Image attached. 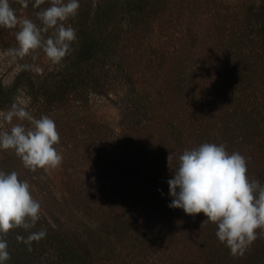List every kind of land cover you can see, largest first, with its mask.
I'll return each instance as SVG.
<instances>
[{
  "label": "rangeland",
  "instance_id": "1",
  "mask_svg": "<svg viewBox=\"0 0 264 264\" xmlns=\"http://www.w3.org/2000/svg\"><path fill=\"white\" fill-rule=\"evenodd\" d=\"M112 1L114 0H79V10L75 17H70L65 22L66 26H72L78 35L82 23L91 27L87 16L97 8L110 14ZM138 1L151 5L156 0ZM34 2L35 0H30L28 7L23 8L20 0H9L11 7L16 10L18 24L11 29L0 27V83L4 88L13 85L25 64L30 65L27 70L37 88L42 83L51 84L60 70V65L53 64L39 49L15 62L7 55L8 49L18 46L16 32L20 30L24 19H30L42 27L36 14L50 7L52 0H44L39 8L33 7ZM260 2L261 0H169L168 5L163 7V15L152 18L149 24L151 26L148 27L131 18L122 21L116 11H111L113 17L110 25L117 19L120 20L118 25L124 28L121 44L113 60L135 80L136 88L150 103V115L145 112L144 117L138 114L132 116L128 85L119 80L112 89H104V93L91 92L84 100L72 94L65 102L46 110L33 102L25 88L12 93L11 100L0 109V113L8 111L16 103L25 107L37 119L42 116L53 119L60 136L59 143L54 147L63 156V160L54 169H37L33 172L24 166L14 151L0 150V171H16L19 179L30 184L33 198L41 204L40 219L35 225L37 230L51 228L61 238L76 244L82 250L90 248L94 253V264H116L110 262L105 251L99 250L96 254L97 250L89 235L92 229L100 230L107 220L122 216V172L126 169V163L130 162L131 166H138L148 175H153L158 166L153 167V157L144 158L148 152L149 155L153 154L160 167L167 166L171 158L176 156L174 146L163 145L160 130L165 124L179 126L184 140L188 141L194 120L197 119L203 127L205 123L215 119L211 117L205 103L200 105L202 107L195 116L194 109L188 108L186 104L179 105L174 101L168 102L166 98L161 99L157 94L158 88L165 86L166 81L163 71L157 67L158 59L162 54L170 55L171 58L185 54L183 59L190 61L192 65L187 74H196V81L201 85L198 91L200 94L205 93L204 97L211 102L208 94L215 85V77L205 81L200 78V72H196L205 60H209L210 66L215 69L213 67L217 53L212 48L219 42L221 27L235 25L246 7L259 5ZM52 32L53 29H49L43 35L47 38ZM76 44L77 39L71 44L70 54L66 57L73 55ZM116 65L111 74L116 75L120 70L115 68ZM107 70L108 67L103 66V74ZM174 73V69L167 67V77ZM13 123L20 121L14 120ZM22 123L26 127L30 126L28 121ZM10 128V124L0 119V131H9ZM101 144L108 145L110 149L106 157V154L102 155L95 150V146ZM141 144H146L148 149H142ZM243 152L247 159V170L251 172V175H246L257 177L263 173L264 152L258 154L249 147ZM150 187L154 191L153 185L150 184ZM169 204L161 195L157 196L156 192L145 194L137 225L154 236L166 234L167 242L159 248L158 254L147 260L136 258L133 264H211L203 247L210 240L211 222L206 220L203 213L187 215L182 209L170 208ZM256 231L259 239L264 241V229ZM113 242L116 253L125 259L126 251L115 239ZM53 252L51 244L41 243L36 252L27 254L25 260H29L30 264H53ZM246 258L247 256H243L240 261L228 260L222 264L247 263ZM13 259L10 256L6 264H15ZM220 262L213 264H221Z\"/></svg>",
  "mask_w": 264,
  "mask_h": 264
},
{
  "label": "trees",
  "instance_id": "2",
  "mask_svg": "<svg viewBox=\"0 0 264 264\" xmlns=\"http://www.w3.org/2000/svg\"><path fill=\"white\" fill-rule=\"evenodd\" d=\"M168 2L169 0H156L153 4L147 5L138 0H114L110 10L113 13L116 11L122 21L131 18L148 27L151 26L149 24L152 18L156 19L163 15V7H166ZM111 11L109 14L102 8H97L94 13L87 16L91 21V27L83 23L80 25L74 53L59 63L60 70L51 84L42 83L37 88L35 80L25 68L11 87L4 88L0 83V109L11 100L12 93L20 88L27 89L33 102L46 110L65 102L72 94L84 100L91 92L104 93V89H112L119 80L128 85L132 116L138 114L144 117L145 112L150 115V103L136 88L135 80L113 60L121 44L124 28L118 25L120 20L117 19L110 25L113 17ZM218 41L212 48L217 53L213 67L215 69H212L209 60H205L196 72H200V78L205 81L215 77V85L210 94L207 93L211 102L204 97L205 93L200 94L198 91L201 85L199 86L196 81V74H187V70L191 69L192 65L190 61L183 59L185 54L181 53L174 58L162 54L158 59L157 67L163 71L166 81L165 86L158 88L157 94L161 99L166 98L168 102L174 101L179 105L186 104L188 108L194 109L195 116L205 103L211 117L215 119L205 123L203 127L199 125L197 119L194 120L188 141L184 140V134L179 126L172 123L165 124L160 130L163 145L174 146L176 156L171 158L167 166L160 167L153 154L149 155L148 152L144 158L153 157V167L158 166L153 175H148L138 166H131L126 160V169L122 172V181H124L122 216L107 220L100 230L92 229L89 235L97 250L96 254L99 250L105 251L110 262L133 264L136 258L147 260L158 254L159 248L167 242L166 234L154 236L147 229L138 226L137 222L145 194L156 192L157 196L161 195L171 203L167 181L178 168L179 156L185 149H193L203 143H216L223 144L229 153L239 152L243 156L244 149L248 147L258 154L264 152V0H261L259 5L246 7L240 13L235 25H223L219 31ZM114 65L116 69H120L117 76L115 73L111 74ZM103 66L108 67L104 74ZM167 67L174 69L173 76L167 77ZM140 146L142 149H148L146 144ZM154 149L158 151L157 148ZM95 150L102 155L106 154L104 157L110 151L106 144L95 146ZM150 165L152 167V163ZM247 173L251 175L249 170ZM249 177L250 181H259L264 185V172L257 177ZM144 184L148 185L144 186ZM150 184L153 185L154 191ZM209 225L212 229L210 240L205 242L203 247L211 264L220 260H225L221 261V264L228 260L240 261L243 256L244 258L247 256L245 260L247 263L240 264H264V241L259 239V234L243 255H233L230 249L218 240L217 228H215L217 225L212 222ZM44 230L47 232L46 237L33 242L31 250L25 243L18 242L16 237L20 235L26 238L30 232L40 231L36 226L29 230L15 228L8 232L5 239L8 241V251L16 261L15 264H24V262L30 264L29 260H25L27 254L36 252L41 243L53 246L54 255L51 257L53 264H94V253L90 248L82 250L76 244L61 238L51 228ZM113 239L126 251L125 259L116 253Z\"/></svg>",
  "mask_w": 264,
  "mask_h": 264
},
{
  "label": "clouds",
  "instance_id": "3",
  "mask_svg": "<svg viewBox=\"0 0 264 264\" xmlns=\"http://www.w3.org/2000/svg\"><path fill=\"white\" fill-rule=\"evenodd\" d=\"M29 2L20 0L23 8ZM43 2L35 0L33 7L39 8ZM79 7V0H52L50 7L36 14L42 27L30 19L23 20L15 37L18 46L8 49L7 55L15 62L39 49L53 64H59L70 54L71 44L77 39L76 29L66 26L65 22L76 16ZM17 24L16 10L9 0H0V27L11 29ZM49 29L53 32L45 38L43 33ZM32 58L35 60V55ZM22 67L27 69L30 65ZM0 119L11 125L9 131H0V150L14 151L33 172L61 165L63 156L54 147L60 136L53 119L48 116L37 119L16 103L0 113ZM14 120L20 123H13ZM23 121H28L30 126L26 127ZM246 173L247 159L239 152L229 153L223 144L203 143L185 149L179 156L178 168L167 181L169 207L182 209L187 215L203 213L207 221L217 225L218 240L233 255H243L257 239L256 230L264 229V185L250 181ZM40 211L41 204L33 198L30 184L19 179L16 171H0V264L10 259L5 239L8 232L15 228H34ZM46 235V230H40L30 232L26 238L18 235L16 239L31 250V244Z\"/></svg>",
  "mask_w": 264,
  "mask_h": 264
}]
</instances>
